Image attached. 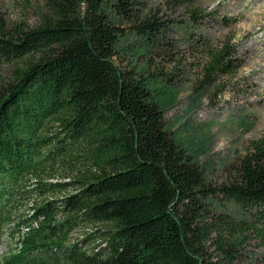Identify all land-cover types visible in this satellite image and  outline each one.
I'll list each match as a JSON object with an SVG mask.
<instances>
[{"label":"trees","instance_id":"obj_1","mask_svg":"<svg viewBox=\"0 0 264 264\" xmlns=\"http://www.w3.org/2000/svg\"><path fill=\"white\" fill-rule=\"evenodd\" d=\"M138 2L45 0L39 23L13 34L0 19V60L15 65L0 90V237L16 240L0 264H264L241 252L250 234L264 246V135L231 180L206 181L152 90L116 61L121 24L159 29ZM234 62L229 42L210 48L206 79ZM211 197L252 223L216 215ZM83 226L101 228L69 243Z\"/></svg>","mask_w":264,"mask_h":264},{"label":"rangeland","instance_id":"obj_2","mask_svg":"<svg viewBox=\"0 0 264 264\" xmlns=\"http://www.w3.org/2000/svg\"><path fill=\"white\" fill-rule=\"evenodd\" d=\"M138 1L143 18H155L159 29L141 35L118 20L123 33L116 61L152 90L166 129L200 165L206 181L213 186L226 183L249 142L264 135V0ZM194 10L199 17L193 16ZM43 12L45 0H0L7 34L33 28ZM224 42L232 48L236 67L207 80V52ZM14 66L0 60V90ZM208 202L216 215L253 221L231 200L211 197ZM97 228L73 230L69 243ZM15 241L6 233L0 237V259L15 248ZM207 249L213 251L209 245ZM241 252L248 263L264 259V246L254 234L248 235Z\"/></svg>","mask_w":264,"mask_h":264},{"label":"bare ground","instance_id":"obj_3","mask_svg":"<svg viewBox=\"0 0 264 264\" xmlns=\"http://www.w3.org/2000/svg\"><path fill=\"white\" fill-rule=\"evenodd\" d=\"M24 229V228H23ZM26 229V228H25Z\"/></svg>","mask_w":264,"mask_h":264}]
</instances>
